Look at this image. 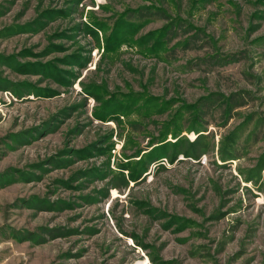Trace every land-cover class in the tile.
I'll return each mask as SVG.
<instances>
[{"label":"rangeland","instance_id":"374dc122","mask_svg":"<svg viewBox=\"0 0 264 264\" xmlns=\"http://www.w3.org/2000/svg\"><path fill=\"white\" fill-rule=\"evenodd\" d=\"M0 264H264V0H0Z\"/></svg>","mask_w":264,"mask_h":264}]
</instances>
